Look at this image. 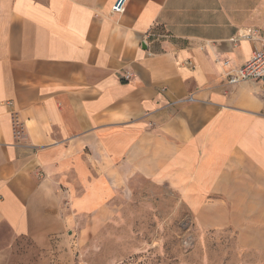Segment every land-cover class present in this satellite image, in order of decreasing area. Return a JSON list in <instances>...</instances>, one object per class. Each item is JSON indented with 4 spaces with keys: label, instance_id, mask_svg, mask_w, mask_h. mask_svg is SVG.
<instances>
[{
    "label": "crops",
    "instance_id": "crops-1",
    "mask_svg": "<svg viewBox=\"0 0 264 264\" xmlns=\"http://www.w3.org/2000/svg\"><path fill=\"white\" fill-rule=\"evenodd\" d=\"M252 30L264 0H0V264H78L137 177L264 250Z\"/></svg>",
    "mask_w": 264,
    "mask_h": 264
},
{
    "label": "rangeland",
    "instance_id": "rangeland-1",
    "mask_svg": "<svg viewBox=\"0 0 264 264\" xmlns=\"http://www.w3.org/2000/svg\"><path fill=\"white\" fill-rule=\"evenodd\" d=\"M78 264H264L232 230L206 231L170 189L137 177L114 218L79 250Z\"/></svg>",
    "mask_w": 264,
    "mask_h": 264
},
{
    "label": "built area",
    "instance_id": "built-area-1",
    "mask_svg": "<svg viewBox=\"0 0 264 264\" xmlns=\"http://www.w3.org/2000/svg\"><path fill=\"white\" fill-rule=\"evenodd\" d=\"M239 37L247 39H260L261 45L255 48L251 57L242 65L227 74V82L229 84H238L243 81H255L264 84V36L258 34L257 30L249 32L242 31ZM131 73L125 72L123 78L129 80Z\"/></svg>",
    "mask_w": 264,
    "mask_h": 264
}]
</instances>
